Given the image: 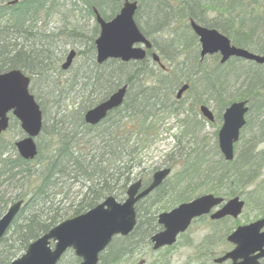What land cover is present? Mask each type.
<instances>
[{
	"label": "trees",
	"instance_id": "16d2710c",
	"mask_svg": "<svg viewBox=\"0 0 264 264\" xmlns=\"http://www.w3.org/2000/svg\"><path fill=\"white\" fill-rule=\"evenodd\" d=\"M8 1L0 0V73L19 69L30 77L32 83L42 76L47 77L51 71L48 66L52 56L47 44L56 34H47V20L55 0H19L12 5L7 4ZM80 1V9L93 20L92 7L105 19L111 18L120 8V3L114 0ZM137 2L134 19L145 36L163 31L175 33L180 29V23L188 28V20L192 19L201 25L205 22V26L216 28L227 34L233 43L242 46L235 36L226 33L229 29L235 31L237 27L233 23L226 25V19L219 11L203 21V0ZM91 31L90 36L80 34L78 27L68 32L70 36L77 35L79 43H85L84 50L76 51V56L81 59L70 79L72 89L83 96L85 105L50 118L47 116V128L42 121L36 138L37 156L33 160L21 158L15 150L14 141L23 136L20 128L16 132L9 131L12 126L19 125L15 119H10L7 131L0 136V216L10 204L23 200L19 212L0 238V264H7L21 255L31 241L60 221L87 211L108 196L121 198L142 167V150L159 135L165 119L173 117L183 123V133L197 127V121L189 117V108L182 104L183 99H174V90L182 83L189 84L185 94H189L199 83L203 93L218 95L222 112L234 101L226 99L229 90L223 83L234 81L222 76L221 72L225 71L240 82L235 98L247 101V120L248 115L253 114L264 130V71H259V68L264 70V65L252 62L242 67L243 60L231 58L224 64H219L217 59L206 64L195 59L197 65L193 66V47L185 34H167L156 43L161 61L168 62L169 66L165 69L148 57L128 62L109 59L97 64L93 43L98 33L95 22ZM150 31L151 34H148ZM191 38L195 40L193 51L197 54L196 37L191 35ZM152 42L155 43L154 40ZM246 66L249 70L245 69ZM51 83L48 93L52 92L54 102L58 103L57 97L66 88ZM124 84L127 85V92L122 105L109 112L98 124L87 125L83 121V112ZM29 89L43 117V100L33 93L32 85ZM204 98L203 103L209 104ZM196 102L195 99L194 105ZM57 107L61 109L59 105ZM181 114L183 117L179 118ZM246 129L247 126L242 129L235 144L237 153L232 162L224 161L221 155L214 161L208 159L200 147L186 152L179 150L174 160L180 161V167L173 175L175 180H166L164 185L170 186L156 189L157 193L169 192L160 207L167 209L199 194L212 193L224 199L239 196L244 200V208H252L257 216L263 215L264 138L257 141V146L248 144V139H244ZM43 133L47 137L46 143L43 142ZM174 137L178 140L177 136ZM72 187L78 188L79 198L66 207L56 206L54 199L58 198V202L62 203ZM145 207L150 208L151 204ZM143 212L138 211L134 229L135 232L143 229L144 232H139L140 237L156 227L152 218L154 211ZM146 215L148 219L143 220ZM233 228L234 223L221 226L222 238L225 239ZM127 244L130 245L128 242L120 245L125 247ZM106 258L107 252L102 254L101 264H107L104 262ZM71 264H78L75 257Z\"/></svg>",
	"mask_w": 264,
	"mask_h": 264
},
{
	"label": "water",
	"instance_id": "95a60500",
	"mask_svg": "<svg viewBox=\"0 0 264 264\" xmlns=\"http://www.w3.org/2000/svg\"><path fill=\"white\" fill-rule=\"evenodd\" d=\"M18 1L10 0L7 4L12 5ZM115 1H121L122 5L108 20L102 18L95 8L93 9L95 21L99 26L98 35L94 39L97 64H102L108 59H119L124 62L139 61L145 58L146 49L151 47V42L141 33L134 21L136 0ZM189 25L198 37L201 57L219 52L222 63L231 57L264 63V56L231 45L229 39L216 30L203 28L193 20H190ZM74 57L75 51L70 50L61 64V69L67 70ZM153 59L159 60L155 54ZM29 85L30 78L19 69L0 73V135L7 130L10 117L15 118L24 135L15 140L14 147L18 155L25 160L36 157L35 139L42 127V112L29 91ZM187 88V84L182 85L176 91V99H179ZM126 89L127 85L119 87L105 100L89 108L84 113L85 123L96 125L109 111L120 106ZM198 110L207 121H213V112L207 105H200ZM247 111L246 101L233 102L224 110L217 142L225 160L233 158V143L237 141L240 129L245 124ZM169 173L170 168H160L152 174L150 183L140 192L138 190L141 181L137 179L131 183L126 189L124 201L118 202L113 196H108L86 212L63 220L47 233L30 242L25 252L8 264H56L68 248H71L81 259L80 264H96L99 252L108 245L114 235L124 236L132 230L135 224V203L157 188ZM22 203V200L12 203L0 216V238L6 233ZM221 203L223 204L219 210L211 215L212 219L225 216L236 218L244 206V201L238 196L224 201L222 197L207 193L160 213L158 222L164 229L151 237L153 248L172 244L176 235L187 228L191 219L207 214ZM263 228L264 216L248 224L237 226L226 238L228 242L234 244V248L214 261L221 263L231 259L230 264H259L258 259L264 257ZM51 242L54 243L52 247Z\"/></svg>",
	"mask_w": 264,
	"mask_h": 264
},
{
	"label": "rangeland",
	"instance_id": "374dc122",
	"mask_svg": "<svg viewBox=\"0 0 264 264\" xmlns=\"http://www.w3.org/2000/svg\"><path fill=\"white\" fill-rule=\"evenodd\" d=\"M55 2L59 5L60 10H66L67 8H71L74 12L71 13L74 14L73 18L78 19V23L76 25L78 26V30L80 34H84L86 36H90L92 34V27L94 26V20L91 19L86 13L81 10V1L80 0H55ZM261 4L260 8L258 6V11H264V0H261L259 3ZM121 5V4H120ZM60 10L53 16L49 17L47 20V34H56L54 39H49L47 46L50 47V55L52 56V59L50 60L49 74H47V77H42L41 80L35 79L31 85H32V91L37 96H40L43 100L45 112L44 116L42 117V121L47 128V112L50 111V117L54 115V111H51L52 108V101L53 94L48 93L51 88L52 83H58L61 86H64L66 89L62 91L60 94V97H57V100H60L57 105L61 107L59 109V114L66 113L69 111H72L73 109H80L82 108L86 102H84L83 96L78 93L75 89H69V83L72 75L75 72V68L78 65L79 60L81 57H77L74 59L71 67L63 71L60 69L61 63L64 61L65 56L67 55L68 51L73 49L75 51H82L85 48V43L81 42L76 39L78 38L77 35L71 34V36L68 34L71 27L68 24H65L61 20L60 17ZM183 23V22H182ZM181 24V23H180ZM180 32L186 35V39L190 41L191 46L193 47V50L195 49V40L191 38V35L193 34L189 29H187L186 25H180ZM255 24L256 26L261 24V21L257 19L256 16H252L251 19H247L246 21V27H250V25ZM163 35V34H162ZM153 36L157 39V42H160L161 39L157 38L158 34H153ZM96 37V36H95ZM94 37V38H95ZM150 37V36H149ZM151 38V37H150ZM84 41H86V38H82ZM196 43L198 45L199 50V44L198 40L196 39ZM84 44V45H83ZM192 50V52H193ZM155 52L159 54L158 50L156 49ZM210 57V56H209ZM216 60V57L211 56L209 58V62H213ZM165 66H169L167 61H163ZM30 85V86H31ZM48 86V87H47ZM230 98L227 97L226 99ZM183 104L184 107H188V114L191 119H194V121H197V127L195 128H189L187 133H183L182 129L185 130L182 123H180L177 119H174L173 117H168L165 119L161 126H160V133L156 138L151 139V143L145 147L142 150V154H140V157L142 158V167L139 169V173L137 174V177H140L141 179H148L151 177L152 173L156 171L157 169H160L162 167H169L171 169V174L167 181L173 182L175 178L173 177L174 173L177 172L179 169L180 161H174L175 158L178 156V151H190L192 149H196L197 147L201 148L203 152H206V157L211 160H217L219 157V153L217 151V132L222 124V120H215L213 122H208L206 119H204L199 111H198V105L203 104V88L202 85L199 83H196V86L193 88V90L189 94H184L183 97ZM197 100L196 105H194V100ZM210 108L213 110L212 103L208 104ZM49 117V118H50ZM183 114L179 115V118H182ZM48 121H50L48 119ZM50 123V122H48ZM19 128V125L12 126L9 131L16 132ZM10 132V133H11ZM9 134V133H8ZM45 133H43V136ZM177 136L178 140L174 137ZM264 138V135H263ZM44 143L47 142V137L44 136ZM169 154V155H168ZM169 156V157H168ZM202 177V176H201ZM200 177V178H201ZM79 190L77 187H72L67 193L66 198L60 203V207H66L68 206L72 201H76L79 198ZM123 198L118 199V201H123ZM158 203L155 206L160 207ZM161 208V207H160ZM159 208V209H160ZM158 209V210H159ZM259 216L256 215V212L252 208H244L242 213L235 219L232 218H226L225 220H222L220 222L221 226H224L225 224H233L234 227L240 224H247L249 222H252ZM217 223V222H216ZM210 224L204 223V224H194L192 230L190 231V236L193 239V245H196L201 238H204L206 235L209 234L210 230ZM213 248L215 252H218L221 245H217L214 241L212 242ZM217 245V246H216ZM219 249V250H218ZM143 256V257H142ZM159 256V253H154L150 249H148L147 255L138 254L133 261H123L120 264H139L141 259H145L146 262L144 264H148L153 260H156V258ZM191 251L187 248H181L177 250V252L173 253V255H169L167 258L163 259L169 261L167 264H186L188 258H191ZM73 259V253L71 250H68L63 257L60 260V264H71V261ZM192 260L190 264H212L211 259L205 260V257L201 259H197L192 257ZM165 261H160L159 264H163Z\"/></svg>",
	"mask_w": 264,
	"mask_h": 264
},
{
	"label": "bare ground",
	"instance_id": "6f19581e",
	"mask_svg": "<svg viewBox=\"0 0 264 264\" xmlns=\"http://www.w3.org/2000/svg\"><path fill=\"white\" fill-rule=\"evenodd\" d=\"M260 1L261 0H210V1H208V0H205L204 1L203 0V21H205L206 20V17H208L210 14H213V13H216V12L219 11V13H221V15L226 19V22H225L226 25L229 24V23H233L234 26L237 27V29L235 31L229 29L228 31H226V33L232 34L233 36H235L237 38L238 42L240 44H242V46H238L235 43H233L232 40H231V38L227 34H225V33L221 32V31L217 30L216 28L205 26V24H204L205 22L203 23V28L216 30L221 35L226 36L229 39L230 44L236 46L237 48H242L243 50H246L247 52H250V53H253V54H256V55H260V56H264V13H259L258 12V6H259L258 3ZM259 7L262 8L261 6H259ZM50 8H51L50 9V12H49V16L50 17L53 16L54 14H56L61 9V8L59 9V5L56 2H54L53 5ZM56 9H57V12H56ZM93 9H94V7H92V11H93ZM137 9H138V7L136 8V11H137ZM226 10H228V12ZM71 11H72V13L74 12L71 8H67L65 11L64 10H60L59 13H60L61 20L63 22H65V24H68L71 27V29H73L75 27L76 28L78 27L76 25V23H78L77 22L78 19L77 18H73L74 17V14H72ZM259 11H261V10H259ZM252 16H256L257 19L261 21V24L258 25V26H256L255 24H253V25H250V27H246V21H247V19H251ZM163 18H165V15H163ZM193 21L197 25H201L198 22H196L195 20H193ZM225 24H224V26H225ZM136 25H137V23H136ZM144 26H145V23H144ZM225 28H226V26H225ZM187 29H189L192 32V28L189 26V24H188V28ZM179 31H180V29L177 32H175V33H174V31H163V32L153 33V34H158V37L157 38L162 39L161 36H165L167 34H183L182 32L179 33ZM141 33L144 35V33L142 31H141ZM148 34H151V31ZM153 34L150 37L152 38V40H154L155 43L151 42V47L147 49L145 58H147V57L149 58L150 57V52L151 51H155L156 48L158 49V46H157L156 43H159V42H157V39L153 36ZM145 37H147V36H145ZM197 49H198V47H197ZM258 50H260V51H258ZM194 51L191 53V64L193 66H196L197 65V62H194L195 59H198V61L204 62L205 64L208 63L209 60H207L205 58H202L200 56V53H199L200 52V46H199V50L197 51V54L194 53ZM231 58H236V59L243 60V62H245V63H243L242 67L244 65H247L248 63H252V62L254 64H257V65H264V63H257L255 61L246 60V59H242V58H239V57H231ZM216 59L219 61L218 62L219 64H224L226 62V61L223 62V63L220 62L221 55H220L219 52L216 53ZM245 69L246 70H249L247 66H246ZM259 71H264V70L261 69V68H259ZM221 74H222V76L224 78L230 79V80H233L234 81V82L227 81L226 83H223L224 84V87L227 90H229L228 93L231 96L230 98H228L229 101H231L232 99L234 100V101H231L226 107H228L233 102L243 101V100H237L235 98L237 96V94L239 93L238 92V88L240 86V82L238 80H234L225 71H222ZM42 77H44V76H42ZM39 80H41V78ZM184 84L189 85L188 83H182L180 85V87L182 85H184ZM124 85H126V84H124ZM72 88H74V87L71 86V82H70L69 83V89H72ZM126 92H127V89H126ZM224 96L225 95H222V97H224ZM203 97H205L204 100L205 101H208L209 104L210 103L213 104L212 105L213 110H212L210 108V106L205 103L211 109V111L213 112V121H215V120H222V116H223V113H224V110H225L226 107L223 109L222 112L220 111V100H219V96L218 95H209L208 96V94L203 93ZM263 98H264V93H263ZM181 99H179V100H181ZM101 101H103V100H101ZM101 101H99V102H101ZM99 102H97L96 104H98ZM183 103L184 102L182 101V104ZM96 104H94V105H96ZM246 104L248 106V103L247 102H246ZM52 105H53L52 106L53 109L51 111H54V114H56V115L59 114V109L57 107V103L54 102V100L52 101ZM93 106H91V107H93ZM120 106H118V107H120ZM91 107H89V108H91ZM118 107H116V108H118ZM116 108H114V109H116ZM88 109H86L83 112V115H82L83 121H84V113ZM114 109H112V110H114ZM111 111H109V112H111ZM49 115H50V111L47 112V116H49ZM213 121H211V122H213ZM247 121H248V124H246ZM208 122H210V121H208ZM87 125H89V124H87ZM183 126H184V124H183ZM245 126H247V129L245 130L244 139L245 138L248 139V144L253 145V143H254V144H256L255 146H257L258 145L257 141L260 140V139H263L264 133L262 131H264V130H263L262 123L261 122H258V119L255 116H253V114L248 115V120H247V114H246L245 115V124L240 129L239 137H238L237 141L233 143V158L231 160H225L224 159L222 153L220 152V149L218 147V142H217V151H218L219 155H221V157L223 158L224 161H226V162H232L235 159L236 153H237V151L235 152V144L239 141V138L241 136V131H242V129ZM182 132H184L183 129H182ZM217 134H218V132H217ZM244 182L247 183L246 180H244ZM54 201H55V205L56 206H59L60 205V202H58V198H55Z\"/></svg>",
	"mask_w": 264,
	"mask_h": 264
},
{
	"label": "flooded vegetation",
	"instance_id": "af4514ba",
	"mask_svg": "<svg viewBox=\"0 0 264 264\" xmlns=\"http://www.w3.org/2000/svg\"><path fill=\"white\" fill-rule=\"evenodd\" d=\"M200 105L201 104H199L198 107ZM150 181H151V177L148 179H144V180L142 179L143 184L141 183V187L138 190V192H140L144 187H146ZM164 183L165 181H163L157 188L162 187V186L164 187L170 186V185H164ZM156 189H154V191H151V193H149L146 197L139 199L135 203V207H134L135 208V225L133 229L125 236H122V235L113 236L109 245H107V247L98 254L96 264H101L100 261L102 259V254L105 252H107V258L104 260L105 263L120 264L123 261H133L134 258L138 254L147 255L148 249H150L154 253H159V256L156 258V260H153L148 264H159L160 261H165L163 264H167L169 263V261H167V259L166 260H163V259L167 258L171 254L173 255V253L177 252V250L181 248H187L189 252L191 251V256L194 258H197V259L202 258L203 260V257H205V260L211 259L213 262L212 264H230L232 262L231 259H227L221 263H216L214 261L216 258L223 256L224 254H226L227 252L231 251L234 248V244L229 243V242H226V245L225 244L223 245V242L225 243V241L221 235L222 231H221L220 222L224 220L225 218H230V217L229 216L223 217L221 219L211 218V215L214 214L217 210H219L221 205L213 207L207 214H202V215H199L191 219L187 228L184 231L179 232L176 235L175 241L172 244L163 245V246L158 247L157 249H154L153 243L151 242V237L154 234L159 233L164 229L163 225L159 224L158 222V215L161 212L169 211L173 207H176L177 204L181 203L179 202L175 204L174 206L169 207L167 209L156 207L153 204L165 202L164 198L169 194L168 191H163V192L160 191L157 193ZM182 202H185V201H182ZM150 204H151L150 208L145 207L146 205H150ZM151 210L154 211L152 218H153V222H155L156 224V227L153 230H151L150 233L148 234L147 232L146 234L144 233V237H140L139 232L143 231V229L141 228L140 231L138 232H135L134 230L137 225V221H138V214H139L138 211L145 212V211H151ZM147 216L148 215H146L143 218V220L148 219ZM196 223L200 225L204 223H209L210 230H209L208 235H206L204 238H201L200 241L196 245H193L194 242H193L192 237L190 236V231L192 230L193 225ZM213 241L217 243V245H221L219 248L220 250L218 249L219 250L218 252H215L214 248L212 247L214 244L212 243ZM125 242L130 243V245L127 244L125 247H122L120 244L125 243ZM118 244L121 247H119ZM192 257L188 258L186 264H190L191 261H194L192 260ZM145 262H146L145 259H141L139 264H144ZM258 262L259 264H264V257L259 258ZM79 263H80V259H79L78 264ZM57 264H60V260Z\"/></svg>",
	"mask_w": 264,
	"mask_h": 264
}]
</instances>
